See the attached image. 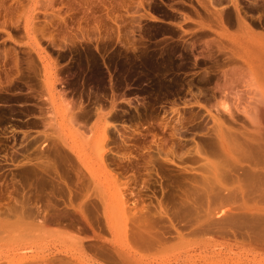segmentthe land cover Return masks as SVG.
Segmentation results:
<instances>
[{
  "label": "rangeland",
  "instance_id": "rangeland-1",
  "mask_svg": "<svg viewBox=\"0 0 264 264\" xmlns=\"http://www.w3.org/2000/svg\"><path fill=\"white\" fill-rule=\"evenodd\" d=\"M263 152L264 0H0V264H264Z\"/></svg>",
  "mask_w": 264,
  "mask_h": 264
},
{
  "label": "bare ground",
  "instance_id": "bare-ground-1",
  "mask_svg": "<svg viewBox=\"0 0 264 264\" xmlns=\"http://www.w3.org/2000/svg\"><path fill=\"white\" fill-rule=\"evenodd\" d=\"M264 153V152H263ZM244 189V188H243Z\"/></svg>",
  "mask_w": 264,
  "mask_h": 264
}]
</instances>
